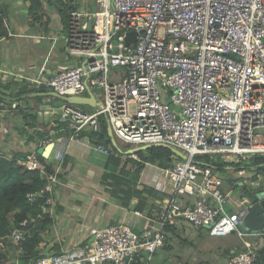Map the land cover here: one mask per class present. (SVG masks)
<instances>
[{"label": "built area", "instance_id": "2783aa9c", "mask_svg": "<svg viewBox=\"0 0 264 264\" xmlns=\"http://www.w3.org/2000/svg\"><path fill=\"white\" fill-rule=\"evenodd\" d=\"M97 1L96 10L90 11L86 1L78 0L84 8L74 4L70 12L66 47L77 61L47 78L40 72L34 83L68 96H82L87 90L95 95L93 86L102 89L92 111L76 103L60 107L75 140H81L87 124L98 131L104 117L115 140L135 146L165 144L187 157L175 153V163L164 169L170 198L151 230L140 234L124 220L113 222L92 230L91 246L77 244L36 264L150 260L171 236L168 226L180 223L210 226L215 236L242 233L245 199L196 157L234 155L241 162L264 154V0ZM129 32H136L135 42H127ZM47 143L57 147L53 139ZM94 147L112 153L100 142ZM63 155L61 147L55 158ZM21 165L23 171L46 176L41 189L27 193L30 201L46 198V210L53 203L58 168L48 169L35 153ZM40 217L22 221L10 236L20 242L29 221L39 223ZM251 246L247 243L246 250L235 253L230 264H254L257 253Z\"/></svg>", "mask_w": 264, "mask_h": 264}, {"label": "crops", "instance_id": "0c3cea01", "mask_svg": "<svg viewBox=\"0 0 264 264\" xmlns=\"http://www.w3.org/2000/svg\"><path fill=\"white\" fill-rule=\"evenodd\" d=\"M84 1L89 5L90 11L96 10L91 8L89 1ZM78 3V0H74L72 9L74 4ZM9 4L7 0H0V11L6 12L3 21H0V91L2 93L0 99V154L14 157L19 153L23 155L24 153L27 155L35 153L38 148L47 147L49 145L47 142L51 139L57 144V147H52L49 156L45 157L52 170L58 168L59 182L54 187L53 203L49 207L52 221L49 223V229L44 231L46 241L43 242V246L46 245L49 250L58 244L60 251L77 244L89 247L94 241L92 230L122 220L140 234L151 230L158 221L157 212L170 198L171 191L168 192L167 188V185L169 187L170 185L164 178V168L147 162L141 170L140 179L136 185L134 184L135 188L144 191L147 187L152 190L150 194H142V197L145 198L143 208H138L140 198L137 196L126 198L117 196V198L111 195L112 187L106 183L105 174H109L107 164L110 162L112 153L107 155L94 147L97 142L108 146L107 138L113 142L114 137L110 128L109 137L100 139V135L96 134L91 125L87 124L81 131V140L71 138L73 130L69 128L67 120L60 113V107L66 103L67 99L65 98V103H58L50 97L53 95L47 91V88L39 87L33 81L40 72H42L43 78H47L55 71L71 66L77 61V57L71 56L66 51L67 45L62 44L59 49L60 55L55 53L57 59L52 61L51 65L48 62L49 52L57 45L56 41L63 29L66 27L68 30L69 20L65 25V19L58 14L47 21L13 20L8 14ZM97 6L98 1L96 0V8ZM43 7L44 10L51 9L49 0H43ZM78 8H84L83 2L78 5ZM27 37L39 39L45 48H41L37 53H23L19 48V43L23 41L18 38ZM44 39L47 41H42ZM27 43L30 47L28 39ZM46 50H48L47 54L44 53ZM65 51L67 55L63 54ZM35 58L43 59L44 62L39 67H34L30 61ZM43 67L45 68L42 71ZM91 95L90 91L84 93V96ZM67 96L62 95L61 97ZM92 96L95 97V95ZM100 101L96 98V104H78L82 108L92 111ZM65 138L68 139L64 140ZM121 142L127 145L125 142ZM116 143L118 146H122V143L120 144L117 139ZM61 147L64 150V155L61 159H56L55 153ZM130 152L137 154V151L131 150ZM129 154L125 156L121 153L119 158H122L123 162L131 158L138 159V157H129ZM103 156H109L108 163ZM132 167L135 168L130 163L129 169L131 170ZM244 167L242 166L241 169H245ZM230 168L235 169V167ZM243 172L244 177L237 174L233 182L224 180V183L225 181L230 183L229 187L224 186L228 189L239 186L244 192V196L249 191L264 189V170L261 175H257L255 172L246 173V170ZM246 180L251 181L258 188L245 190ZM127 184L130 187L131 180ZM235 195L241 196V193ZM173 227L174 229L169 228L171 236L161 247L162 250H172L176 246V240L179 244L184 241L192 243L196 240L194 231L196 228L185 223L173 225ZM189 235H191L190 239ZM209 235L214 239L213 242L217 249L208 248L210 258L201 259L197 264H230L235 253L247 249V243H250L257 253V260L254 264H264V232L252 234L243 231L226 236H215L209 232ZM198 236L200 237L201 234ZM4 240L5 237L0 236V249ZM146 256L144 253L145 258ZM146 260L143 264H149V260ZM138 262L133 264H139Z\"/></svg>", "mask_w": 264, "mask_h": 264}, {"label": "trees", "instance_id": "16d2710c", "mask_svg": "<svg viewBox=\"0 0 264 264\" xmlns=\"http://www.w3.org/2000/svg\"><path fill=\"white\" fill-rule=\"evenodd\" d=\"M25 1L29 3V10L27 11H30L31 15H34L33 19L43 16V0ZM73 1L49 0V6H53L56 14L65 19V25L68 23ZM4 15H6V12L1 10L0 21H3ZM1 94L0 91V99ZM96 134L100 135V139L109 137V126L104 117H100V129L96 131ZM107 144L112 148L110 158L113 159L112 171L109 174H105L106 183L112 187L111 195L116 197L123 196L125 198L137 196L140 198L138 208H143L145 198L142 197V194H150L152 190L147 187L144 191L135 188L134 184L136 185L140 179L141 170L147 162L156 164L164 169L172 166L176 161L173 158L174 151L170 146L165 144H151L147 148L140 149L136 152L138 159H129V161H133L135 168L132 167L131 170H128L126 167L127 161L122 163L119 157H115V154L119 152V146L117 144L115 145L110 138H107ZM196 158L203 165H211L218 174L226 166L238 169L242 166L254 167L257 165L261 171L264 170V158L258 155L251 157L248 160L250 163H245L248 161L226 163L221 160V156L212 159L208 155H198ZM22 159V153L16 154L14 157L0 154V226L2 227L0 236L5 237L2 248L0 249V264H36L40 258L48 254L61 252L58 244H55V248L53 247L49 250L46 245L43 246V242L46 241L44 231H46L47 224L52 221V214L49 208L46 210L42 208V204L46 198L38 197L36 200L30 201L27 197V193L41 189L46 184L47 178L38 170L23 171V166L21 165ZM40 159L46 162L48 168L52 170L49 161L45 157L40 156ZM118 169L119 171L117 172ZM129 179L131 180V186L126 188L125 183ZM38 215H41L39 218V226L36 227L33 225L27 227L25 237L20 242H15L10 236L13 228L18 226L22 221L29 220L32 216ZM168 228L174 229L173 225L168 226ZM144 261L146 262L147 260L144 259L138 263L143 264Z\"/></svg>", "mask_w": 264, "mask_h": 264}, {"label": "rangeland", "instance_id": "374dc122", "mask_svg": "<svg viewBox=\"0 0 264 264\" xmlns=\"http://www.w3.org/2000/svg\"><path fill=\"white\" fill-rule=\"evenodd\" d=\"M10 4H9V9H8V14L10 15V18H12L13 20H24L26 19L27 21H47V19L53 17L56 14L55 9L53 8V6L51 7V9L49 8L48 10H43V13L40 18L35 17V19H33L34 15H31L29 10V3L27 1L24 2V0H7ZM89 1L91 8L92 9H96V0H87ZM30 18V19H29ZM29 19V20H28ZM24 20V21H26ZM62 31V30H61ZM67 28L65 27L63 29V31L60 33L59 39L58 41H56L55 48L53 50H51L49 52V57H48V62L51 65V62L56 60L57 58L55 57L56 54L55 53H59V49L60 46L62 44H67V39H66V35H67ZM20 41H23L20 44V50L23 53H27L29 54L31 53H37L41 50V48H45V46L43 45V43L39 42V39H35V38H31V37H27V38H18ZM27 39L29 40V44L30 47L27 43ZM42 41H47V40H42ZM45 50V49H44ZM67 51V50H66ZM65 51V53H63L64 55H67V52ZM45 54L48 53V50L44 51ZM30 62L33 63L34 67H39L44 60L43 59H32ZM120 67H112V70H119ZM93 92L95 93V97L99 100L102 99V89L98 86H93L92 87ZM89 90H87L88 92ZM52 95V94H51ZM48 96V95H47ZM52 97V99H55L58 103L64 102L65 101V97L62 98L61 96H50ZM66 103H71L69 101H65ZM64 102V103H65ZM98 106V105H97ZM133 108V107H132ZM109 126V125H108ZM110 128V127H109ZM111 130V129H110ZM112 132V130H111ZM113 134V132H112ZM117 141L121 144L122 142L117 139ZM127 144V143H126ZM136 146H133L132 144H123L122 146H119V152L118 154H115V157H119L121 156V153H123L125 156L128 153H131V149H133ZM120 154V155H119ZM259 157L264 158V154H257ZM254 155H251L250 157H248L249 159H251V157H253ZM106 160L107 163L109 161V156L105 157L103 156ZM212 159H216V156H211ZM122 160V158H120ZM227 159L236 161L235 156L234 155H221V160H223L224 162L228 163V161H226ZM113 159L110 158V162L108 165V173H110V171H112L113 169ZM123 163V161H122ZM130 163L133 164V161H129L127 160L126 162V167L128 170L130 167ZM245 163H250V161L245 162ZM231 166H226L225 169L221 170L219 175L224 179V180H228L229 182H233V180L237 177V174H240L241 177H244V170H246V173H250V172H255L257 175H261L262 171L260 170L259 166H254V167H244L245 169H233L230 168ZM253 173V174H255ZM256 175V176H257ZM130 180V179H129ZM127 180V182L129 181ZM127 182L125 183V187H129V185L127 184ZM251 181L246 180L245 184H246V188L245 190L248 191V189H257L258 187H256L253 183L251 184ZM168 188V192H170V187L167 185ZM231 192L234 194H239L241 193V198H245L244 196V192L241 191V187H232ZM247 193H245L246 195ZM49 224H47L46 230L49 229ZM195 234H196V240L194 242H189V241H184L182 242V244L178 243V240H176L175 245L172 250L170 251H166V250H162L161 247H158L155 251V253L152 255V257L149 260V264H197L201 261V259H205L206 257H209V249L208 248H216V245L214 244V239L209 235V231L207 227H198L195 230ZM143 234V233H142ZM201 234V236L199 237L198 235ZM189 239L191 238V235L188 236ZM199 237V238H197ZM179 244V245H178Z\"/></svg>", "mask_w": 264, "mask_h": 264}, {"label": "water", "instance_id": "95a60500", "mask_svg": "<svg viewBox=\"0 0 264 264\" xmlns=\"http://www.w3.org/2000/svg\"><path fill=\"white\" fill-rule=\"evenodd\" d=\"M91 27V23L89 24V28ZM136 32H129L126 40L128 43L135 42ZM47 91L55 96H62L56 91H54L52 88H47ZM68 101L72 103H90V104H96V98L94 96H74L70 95L65 97ZM113 143L116 145V140L113 138ZM151 144H145L141 145L139 147H135L131 149L133 152H136L140 149L147 148ZM54 144H49L47 147H40L35 152V155L37 157L44 156L48 157L52 147ZM174 153H176L181 158H186L187 155L183 153L181 150L175 149L171 147ZM27 153H24L23 158H25ZM224 185L227 187L230 186V183L228 181H225ZM244 208L246 209V213L244 215L243 221L240 224V229L244 232H250L252 234H259L264 232V189L262 190H255V191H249L245 196V203ZM29 226H33L32 221H29ZM42 225V224H41ZM36 227L39 226L38 223L35 224ZM209 228L210 226H206ZM89 264V263H87Z\"/></svg>", "mask_w": 264, "mask_h": 264}, {"label": "bare ground", "instance_id": "6f19581e", "mask_svg": "<svg viewBox=\"0 0 264 264\" xmlns=\"http://www.w3.org/2000/svg\"><path fill=\"white\" fill-rule=\"evenodd\" d=\"M80 5V3H78Z\"/></svg>", "mask_w": 264, "mask_h": 264}]
</instances>
